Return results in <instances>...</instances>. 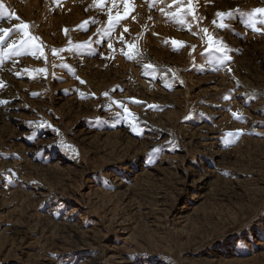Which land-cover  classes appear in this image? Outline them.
I'll use <instances>...</instances> for the list:
<instances>
[{
    "label": "rangeland",
    "instance_id": "obj_1",
    "mask_svg": "<svg viewBox=\"0 0 264 264\" xmlns=\"http://www.w3.org/2000/svg\"><path fill=\"white\" fill-rule=\"evenodd\" d=\"M2 2L0 264H264V0Z\"/></svg>",
    "mask_w": 264,
    "mask_h": 264
},
{
    "label": "snow or ice",
    "instance_id": "obj_2",
    "mask_svg": "<svg viewBox=\"0 0 264 264\" xmlns=\"http://www.w3.org/2000/svg\"><path fill=\"white\" fill-rule=\"evenodd\" d=\"M191 2V0H190ZM124 3L126 5H128L130 3V0H124ZM257 13H264V9H256ZM128 13V9H125V13L124 15L126 16ZM0 14H6L8 17H13L14 13H11L8 11V9L4 6L2 0H0ZM219 15H224L223 13L219 14ZM123 17H117V19H121ZM16 20H20L19 16H15ZM111 23V22H110ZM18 28H20L22 31H24L25 35H27V29L29 28V25L27 23H23L21 22L20 25H18ZM67 31V30H65ZM125 31H127V29H125ZM206 31V30H205ZM0 33H3L4 35L8 34V30L7 29H0ZM30 39H36L35 37H30ZM3 40V35H0V41ZM22 43H27V41H22ZM173 43H175V41H173ZM10 48L15 47V42H13V44L9 45ZM109 47H111V44H109ZM83 83V81H81Z\"/></svg>",
    "mask_w": 264,
    "mask_h": 264
}]
</instances>
